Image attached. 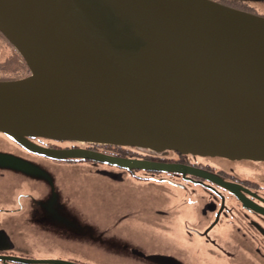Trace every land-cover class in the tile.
<instances>
[{
  "label": "water",
  "instance_id": "water-1",
  "mask_svg": "<svg viewBox=\"0 0 264 264\" xmlns=\"http://www.w3.org/2000/svg\"><path fill=\"white\" fill-rule=\"evenodd\" d=\"M221 1L0 0V32L30 72L0 81V133L104 163L28 140L264 162V17ZM151 25L178 32L196 60L148 69L162 47Z\"/></svg>",
  "mask_w": 264,
  "mask_h": 264
},
{
  "label": "flooded vegetation",
  "instance_id": "flooded-vegetation-1",
  "mask_svg": "<svg viewBox=\"0 0 264 264\" xmlns=\"http://www.w3.org/2000/svg\"><path fill=\"white\" fill-rule=\"evenodd\" d=\"M221 2L232 3L226 0ZM28 142L53 151L87 150L103 159H109L111 163L69 156L64 157L65 160L61 157H44V160L35 157L37 154L25 151V154L33 155V158L53 164L60 161L94 162L114 168L112 172L119 175L126 173L134 178L136 185L147 182L146 184L160 186L159 198L152 197L157 206L150 207L146 204V208L142 209L145 211H136V215L133 214L129 221L138 219L142 214L141 222H134H144L149 228L163 226L169 221L179 223L178 232L183 240H195L208 245L209 254L214 253L209 259L211 264L215 260L224 264H264V162L45 138H29ZM1 148L0 146V153ZM11 150L15 151L14 145ZM132 161L136 163L126 165ZM4 171L0 169V174ZM163 185L174 188L167 189L171 191V195L165 194ZM12 191L11 194H6L0 175V264H75L33 259L18 251V237L25 234L18 219L24 210H17L14 200L17 193ZM38 201L36 196L29 195L24 201V209L28 203L35 204L34 210L30 209L31 212L39 210ZM139 201L138 199V203ZM126 213H120L122 217L117 219L120 221V228H115L122 234V224L126 219L123 215ZM137 233L141 234L139 231ZM134 242V239L128 240L125 237L113 242L116 255L129 264H208L205 261L186 260V255L181 254L178 247H170V244H163L167 247L166 250H158L152 245L159 244L155 239L143 245Z\"/></svg>",
  "mask_w": 264,
  "mask_h": 264
},
{
  "label": "rangeland",
  "instance_id": "rangeland-1",
  "mask_svg": "<svg viewBox=\"0 0 264 264\" xmlns=\"http://www.w3.org/2000/svg\"><path fill=\"white\" fill-rule=\"evenodd\" d=\"M226 1L234 2L230 3V6L242 10L244 8L234 5L248 6L249 9L246 8V11L264 17V0ZM158 47L159 45L155 44L153 49L156 50ZM166 57L169 56L156 55L154 59L158 58L163 62L172 61L165 60ZM16 62L26 65L18 57ZM165 65L170 67L175 66V63H165ZM28 144L36 147L32 143ZM13 145L15 151L11 150ZM0 146L2 147L0 169L5 170L0 175L4 181L6 194H11V190L13 193L23 191L30 196H36L39 200L37 203L40 204L39 210L31 212L33 204L27 203L22 216L18 219L25 230V234L19 236L16 242L18 251L30 255L33 259L52 262L129 264L124 258L116 255L113 246L116 239L123 237L128 240L134 239L135 244L141 245L155 239L159 244L152 245L158 250H166L167 247L163 244H170L172 248L178 247L177 250H181V254L186 255L188 261L192 259L195 262L205 261L211 264L209 259L214 253L209 254L208 245L195 240H183L178 232L179 223L169 221L163 226L149 228L144 222L143 224L134 222H141L142 214L138 217L140 220L129 221L133 214L136 215V211L140 212L146 208L144 207L146 204L150 207L157 206L152 197L159 198L160 186L146 184L147 182L136 185L134 178L126 173L119 175L112 172L114 168L94 162L60 161L53 164L42 161L40 157L44 159L53 156L38 154L19 145L3 133H0ZM25 151L37 154L35 157L39 158H33V155L25 154ZM15 184L17 185L14 186ZM162 187L166 195L172 194L167 189H174L173 187L168 185ZM133 198L135 200H132ZM46 205L51 207L47 208ZM182 212L187 213V211ZM120 213H126L123 215L126 219L121 228L124 234L115 229L120 228V221L117 220L122 217ZM213 264L224 263L215 260Z\"/></svg>",
  "mask_w": 264,
  "mask_h": 264
},
{
  "label": "bare ground",
  "instance_id": "bare-ground-1",
  "mask_svg": "<svg viewBox=\"0 0 264 264\" xmlns=\"http://www.w3.org/2000/svg\"><path fill=\"white\" fill-rule=\"evenodd\" d=\"M149 32L151 34H155L157 37L161 38L162 47L158 51V53L153 52L148 57L144 59L145 66L148 69H151L154 62L155 54L159 55H167L171 58L170 55H174L175 63H185L186 65H190V63L195 59V49L192 50L187 46L185 42V38L181 36L178 32L165 28L160 25H151L149 27ZM194 50V51H193ZM172 60V59H171ZM166 64H173V61L165 62Z\"/></svg>",
  "mask_w": 264,
  "mask_h": 264
},
{
  "label": "trees",
  "instance_id": "trees-1",
  "mask_svg": "<svg viewBox=\"0 0 264 264\" xmlns=\"http://www.w3.org/2000/svg\"><path fill=\"white\" fill-rule=\"evenodd\" d=\"M234 6L242 7L244 10L249 9L248 6L241 4H235ZM16 57L24 62L17 50L0 32V81L21 79L29 75L27 66L18 64Z\"/></svg>",
  "mask_w": 264,
  "mask_h": 264
},
{
  "label": "clouds",
  "instance_id": "clouds-1",
  "mask_svg": "<svg viewBox=\"0 0 264 264\" xmlns=\"http://www.w3.org/2000/svg\"><path fill=\"white\" fill-rule=\"evenodd\" d=\"M29 198L28 193L23 192V191H18L14 200H15V205L18 211H23L24 210V201ZM34 210V205H31V211Z\"/></svg>",
  "mask_w": 264,
  "mask_h": 264
}]
</instances>
